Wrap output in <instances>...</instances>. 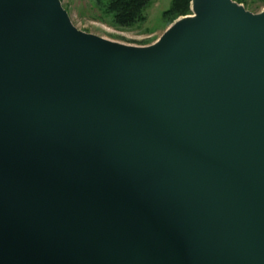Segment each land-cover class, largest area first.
<instances>
[{
  "label": "water",
  "instance_id": "obj_1",
  "mask_svg": "<svg viewBox=\"0 0 264 264\" xmlns=\"http://www.w3.org/2000/svg\"><path fill=\"white\" fill-rule=\"evenodd\" d=\"M191 5L138 48L0 0V264H264V12Z\"/></svg>",
  "mask_w": 264,
  "mask_h": 264
},
{
  "label": "rangeland",
  "instance_id": "obj_2",
  "mask_svg": "<svg viewBox=\"0 0 264 264\" xmlns=\"http://www.w3.org/2000/svg\"><path fill=\"white\" fill-rule=\"evenodd\" d=\"M59 1L78 31L130 47L146 48L154 45L182 17L177 11L171 12L173 5H177L179 0H152L143 12V19L121 26L114 21V12L105 9L106 0ZM232 1L251 14L264 12V0ZM191 2L192 0L188 3V15L192 13Z\"/></svg>",
  "mask_w": 264,
  "mask_h": 264
},
{
  "label": "trees",
  "instance_id": "obj_3",
  "mask_svg": "<svg viewBox=\"0 0 264 264\" xmlns=\"http://www.w3.org/2000/svg\"><path fill=\"white\" fill-rule=\"evenodd\" d=\"M151 1L152 0H106L104 6L106 10L114 12V21L117 24L128 26L143 19V12ZM189 1L190 0H179L177 5H173L171 12L177 11V13H179L178 15H188ZM181 4L183 5L181 6Z\"/></svg>",
  "mask_w": 264,
  "mask_h": 264
},
{
  "label": "bare ground",
  "instance_id": "obj_4",
  "mask_svg": "<svg viewBox=\"0 0 264 264\" xmlns=\"http://www.w3.org/2000/svg\"><path fill=\"white\" fill-rule=\"evenodd\" d=\"M193 17H195V15L193 13H191L190 15H185V16L180 17L177 21H179V20L182 21L184 19L193 18Z\"/></svg>",
  "mask_w": 264,
  "mask_h": 264
}]
</instances>
